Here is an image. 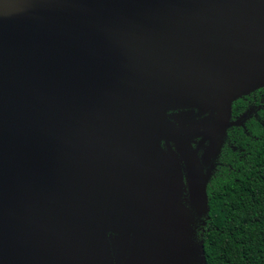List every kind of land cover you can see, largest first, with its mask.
Instances as JSON below:
<instances>
[{"label":"water","instance_id":"obj_1","mask_svg":"<svg viewBox=\"0 0 264 264\" xmlns=\"http://www.w3.org/2000/svg\"><path fill=\"white\" fill-rule=\"evenodd\" d=\"M261 87L264 0H0V264H113L108 233L133 236V264L175 256L188 211L160 141L204 206L191 143L213 151ZM186 108L216 116L179 134L166 112Z\"/></svg>","mask_w":264,"mask_h":264},{"label":"trees","instance_id":"obj_2","mask_svg":"<svg viewBox=\"0 0 264 264\" xmlns=\"http://www.w3.org/2000/svg\"><path fill=\"white\" fill-rule=\"evenodd\" d=\"M175 131L186 134L208 128L213 109L168 110ZM262 123V124H261ZM264 87L238 98L213 127L211 142L199 137L191 143L206 178V202L196 205L187 171L171 141H160L166 159H177L182 172L181 201L187 215L173 227L183 250L169 256L159 246L146 264H264ZM171 150V151H170ZM172 153V154H170ZM113 264H133L132 235L108 233Z\"/></svg>","mask_w":264,"mask_h":264},{"label":"rangeland","instance_id":"obj_3","mask_svg":"<svg viewBox=\"0 0 264 264\" xmlns=\"http://www.w3.org/2000/svg\"><path fill=\"white\" fill-rule=\"evenodd\" d=\"M262 124V123H261ZM264 127V126H263Z\"/></svg>","mask_w":264,"mask_h":264}]
</instances>
